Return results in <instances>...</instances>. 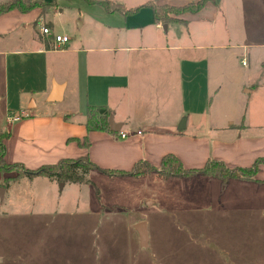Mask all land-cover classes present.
<instances>
[{
  "label": "crops",
  "instance_id": "obj_1",
  "mask_svg": "<svg viewBox=\"0 0 264 264\" xmlns=\"http://www.w3.org/2000/svg\"><path fill=\"white\" fill-rule=\"evenodd\" d=\"M242 1L247 8L258 1L263 9L264 0ZM60 2L63 5L66 1ZM157 3L171 4L162 0ZM60 8H51L45 15L35 8L28 13L14 10L0 16V131L11 135L5 142L7 163L37 170L63 159L88 156L101 168L129 171L139 161L158 166L168 154L179 158L186 168H200L210 160L230 167H250L264 157V58L257 61L258 50L264 49L262 35L257 37L258 42L233 40L222 2L210 0L197 14H185L186 23L170 24L167 30L176 28L179 32L184 26L198 33L204 26L215 31L221 19L224 27L220 40L193 41L195 37L187 30L188 41L178 40L173 45H168L162 33L164 25L154 23L149 8L124 16L90 5L92 11L84 12L78 23L82 29L89 22L92 31L76 38L66 32L56 33L51 18ZM43 25L56 35L68 36L69 43L54 49L52 37L41 33ZM237 49L241 51L235 52ZM238 56L243 68L231 69V61ZM200 83L206 92L203 104L198 103L195 93ZM187 90L191 106L184 110ZM64 102V109L54 108ZM88 106L109 109L127 137L88 133ZM20 113L27 117L18 122L8 120L10 115ZM183 117L185 129L190 120L193 123L191 134L178 128ZM86 137L89 148L81 145ZM6 177L0 173V183ZM196 178L200 179L193 183L199 186H217L209 177ZM257 179L231 180L223 190L232 184L263 190L264 166ZM219 184L221 187L220 180ZM5 189L2 198L9 188ZM259 193L264 196V192ZM244 200L237 198V211ZM153 203L147 200L148 205ZM201 215L193 223L191 264H258L255 252L260 233L215 225L220 219L217 216L224 219L233 215ZM141 222L145 223L146 238L141 245L135 228L140 222L136 223L138 244L141 250L151 252L150 222Z\"/></svg>",
  "mask_w": 264,
  "mask_h": 264
},
{
  "label": "rangeland",
  "instance_id": "obj_2",
  "mask_svg": "<svg viewBox=\"0 0 264 264\" xmlns=\"http://www.w3.org/2000/svg\"><path fill=\"white\" fill-rule=\"evenodd\" d=\"M110 1L130 8L148 1L159 5L158 0ZM162 1L173 4H165L169 7H182L195 0ZM216 1L224 5L227 27L233 40L258 42L257 37L262 35L260 41L264 43V4L262 9L258 1L249 8L242 0ZM59 3L61 8L51 18L56 33L66 32L76 38L86 34L89 29L92 31L89 22L82 29L78 23L79 18H84V12L90 10L85 0L66 1L65 8L62 7L65 3ZM60 10H64L63 13ZM185 14H170L175 20L170 24L186 23ZM221 21L219 19L215 31L204 26L198 33L197 29L193 31L191 27L187 30L195 37L193 41L220 40L224 27ZM179 29V32H176V28L165 31L163 27L162 33L166 35L168 45L177 44L178 40V43L188 41L186 28L183 26ZM246 30L252 33L247 34ZM258 52L257 61H261L264 49ZM237 58L231 61V69L241 70V57ZM258 64V67H262ZM201 87L200 83L195 93L198 103L203 104L206 102V92ZM187 92L188 95H183L184 110L191 106L189 90ZM66 104L64 102L54 108L62 110ZM182 120H186V117ZM193 130L190 120L185 131L191 134ZM1 174L13 178L18 172L13 170ZM86 176L99 189V198L92 185L57 183L40 176L10 182L4 198L0 192V264H191L193 223H196L195 217L202 216L201 213L233 215L224 219L217 216L220 219L216 220L215 225L226 229L253 230L257 235L260 233L255 261L264 264V196L259 193H263L264 188L252 186L244 189L232 184L223 190L226 185L218 187L219 180L213 178L208 179L217 186L208 188L193 183L200 178H165L157 173L133 178L108 177L101 172L91 171ZM4 180L0 188L6 190L1 187ZM238 197L245 199L240 212L234 207ZM234 198V203L230 204ZM202 199L209 202H201ZM147 200L155 203L148 205ZM236 214L241 215L235 217ZM146 220L150 222L151 252L140 249L134 229L136 223Z\"/></svg>",
  "mask_w": 264,
  "mask_h": 264
},
{
  "label": "trees",
  "instance_id": "obj_3",
  "mask_svg": "<svg viewBox=\"0 0 264 264\" xmlns=\"http://www.w3.org/2000/svg\"><path fill=\"white\" fill-rule=\"evenodd\" d=\"M60 1L74 0H6L0 2V16L10 11L18 10L21 13H28L35 8H40L42 14H47L51 8L59 6ZM89 5H98L102 7L106 13H121L124 16L135 15L144 8H149L153 13L155 24L162 23L168 25L175 20L170 17V14H197L209 0H197L185 4L182 7H169L168 5H156L153 1H148L145 4L128 8L124 4L110 0H85ZM111 111L105 107L86 108V128L90 132H110L109 116ZM9 131H0V173H8L16 171L18 174L13 178H6L1 187L7 188L10 182L18 181L24 177L33 179L36 176L48 178L57 183L71 184H86L92 185L95 188L97 197L99 198V189L86 176L88 172L98 171L108 177H133L140 178L151 173H157L162 177L176 178H192L203 176L219 179L223 185H227L231 180L258 181L257 175L261 166H264V157L259 158L250 167H230L222 161L210 160L200 168H186L179 158L173 154L164 156L158 166L149 163L148 161H139L131 170L106 169L96 165L88 156H83L77 159H63L56 164L45 165L37 170H29L23 164L6 162V145L5 142L10 138ZM84 148L90 147V141L86 137L82 144Z\"/></svg>",
  "mask_w": 264,
  "mask_h": 264
},
{
  "label": "built area",
  "instance_id": "obj_4",
  "mask_svg": "<svg viewBox=\"0 0 264 264\" xmlns=\"http://www.w3.org/2000/svg\"><path fill=\"white\" fill-rule=\"evenodd\" d=\"M41 33L44 36L52 37V39L54 41V49H56V50H60V49L64 48L70 41V38L68 36L56 35L51 31L50 28H48L44 25L41 27ZM243 64H245V62ZM24 117H27V114L26 113H20V114H16V115H10L8 117V120L10 122H18ZM119 137L120 138H126L127 135L123 132H120Z\"/></svg>",
  "mask_w": 264,
  "mask_h": 264
},
{
  "label": "water",
  "instance_id": "obj_5",
  "mask_svg": "<svg viewBox=\"0 0 264 264\" xmlns=\"http://www.w3.org/2000/svg\"><path fill=\"white\" fill-rule=\"evenodd\" d=\"M167 27H168L167 25H164L165 31H167ZM109 127L113 133H120L121 128H122V124L116 123L114 121V116L111 114L109 116ZM178 128H179V130H184L186 128L185 120L182 121L181 125ZM0 192H1V197H3L2 193L4 192V189L1 188ZM135 228L139 231L140 238H141V245L144 246V242H145V238H146L145 223L140 222Z\"/></svg>",
  "mask_w": 264,
  "mask_h": 264
}]
</instances>
